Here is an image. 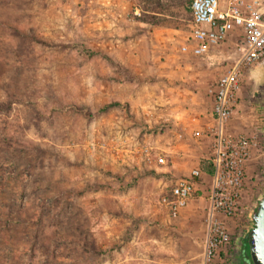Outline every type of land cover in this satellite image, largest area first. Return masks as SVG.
Instances as JSON below:
<instances>
[{
  "label": "rangeland",
  "instance_id": "rangeland-1",
  "mask_svg": "<svg viewBox=\"0 0 264 264\" xmlns=\"http://www.w3.org/2000/svg\"><path fill=\"white\" fill-rule=\"evenodd\" d=\"M190 1L0 0V264H204L213 173L172 218L159 202L177 178L159 169L170 147L188 175L210 164L213 92L236 49L229 36L192 55ZM262 88L261 67L243 73L224 131L250 140V156L207 264H251Z\"/></svg>",
  "mask_w": 264,
  "mask_h": 264
},
{
  "label": "built area",
  "instance_id": "built-area-1",
  "mask_svg": "<svg viewBox=\"0 0 264 264\" xmlns=\"http://www.w3.org/2000/svg\"><path fill=\"white\" fill-rule=\"evenodd\" d=\"M191 47L192 55L208 56L210 50L227 37H234L236 56L232 66L216 81L213 92L211 116L215 128L211 129L212 149L209 162L213 167L211 188L208 196V233L203 255L207 264L217 248L225 245L228 236L216 219L217 215L233 216L243 185V165L249 159L252 142L245 137L232 141L225 134L237 107V93L243 73L254 67H264V0H191ZM257 121L264 128V109H257ZM146 165L151 164L148 148L141 149ZM156 167L163 166L159 158ZM201 178L199 170L191 171L178 180L169 195L160 199V205L170 217L179 216L195 192Z\"/></svg>",
  "mask_w": 264,
  "mask_h": 264
},
{
  "label": "water",
  "instance_id": "water-1",
  "mask_svg": "<svg viewBox=\"0 0 264 264\" xmlns=\"http://www.w3.org/2000/svg\"><path fill=\"white\" fill-rule=\"evenodd\" d=\"M252 222V227L247 235L250 263L264 264V195L257 201Z\"/></svg>",
  "mask_w": 264,
  "mask_h": 264
},
{
  "label": "crops",
  "instance_id": "crops-1",
  "mask_svg": "<svg viewBox=\"0 0 264 264\" xmlns=\"http://www.w3.org/2000/svg\"><path fill=\"white\" fill-rule=\"evenodd\" d=\"M211 120H212V123H213L212 116H211ZM251 131H252V129L245 128L244 131H243V133H248V132H251ZM209 137L211 138V137H212V134H209ZM186 145H187V144H186ZM186 145H184V146L181 147V148H184L183 151H184L185 153H187L186 151L188 150V146H186ZM186 147H187V150L185 149ZM177 148H180V147H176L175 149H177ZM167 153H168V154L171 153V154H169V157H170V163H168V165H167L166 167H164V168H160L159 171L165 173L166 179H167V178H168V179H169V178H170V179H171V178H177V181H178V180H180V179H183V178L188 177L189 175H188L187 170H185V169H180V168L177 166V161L180 160V157L177 155L176 152H174V151L172 150V147L167 148ZM185 153H184V154H185ZM261 162H262V159H261L260 157L256 158L255 160H254V159L251 160V163H252L253 166L256 167V168L259 167V166H261ZM199 164H200V160L198 159V160L194 163V165H195V167H196V170H200ZM182 165H184V164H182ZM200 171H201V170H200ZM201 174L204 175V176H206V177H210V176L204 174L202 171H201ZM199 183H201V182H198V185H199Z\"/></svg>",
  "mask_w": 264,
  "mask_h": 264
},
{
  "label": "trees",
  "instance_id": "trees-1",
  "mask_svg": "<svg viewBox=\"0 0 264 264\" xmlns=\"http://www.w3.org/2000/svg\"><path fill=\"white\" fill-rule=\"evenodd\" d=\"M190 2H191V1H190ZM206 164H207V165H206ZM205 165H206V166H205ZM199 167H200L201 171H202L204 174H206V175H208V176H211V175H212V173H213V169H212L211 164L202 161V162H200ZM244 246H245V250H244V252H245V254H246V257H247V259L250 261V259H249V251H248L247 239H245V241H244Z\"/></svg>",
  "mask_w": 264,
  "mask_h": 264
},
{
  "label": "flooded vegetation",
  "instance_id": "flooded-vegetation-1",
  "mask_svg": "<svg viewBox=\"0 0 264 264\" xmlns=\"http://www.w3.org/2000/svg\"><path fill=\"white\" fill-rule=\"evenodd\" d=\"M262 70H264V67L262 68ZM262 90H263V94H264V88H262ZM248 235V234H247ZM245 239H247V236L246 237H243V239H242V252H243V250H245V246H244V241H245ZM243 256V255H242Z\"/></svg>",
  "mask_w": 264,
  "mask_h": 264
}]
</instances>
